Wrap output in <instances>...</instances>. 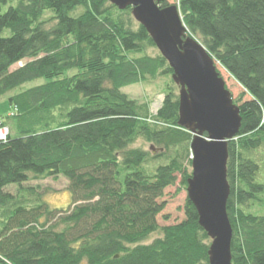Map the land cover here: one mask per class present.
I'll return each mask as SVG.
<instances>
[{
	"label": "trees",
	"instance_id": "obj_1",
	"mask_svg": "<svg viewBox=\"0 0 264 264\" xmlns=\"http://www.w3.org/2000/svg\"><path fill=\"white\" fill-rule=\"evenodd\" d=\"M16 1L2 13L8 0H0V99L45 83L10 96L12 115L0 120L18 134L0 143V264H209L211 241L189 199L183 222L158 224L165 191L177 174L184 186L191 177L193 136L178 125L173 80L155 114L122 92L173 74L160 54H147L156 46L132 9L107 0ZM178 9L189 34L243 89L227 165L232 262L264 264V183L254 157L264 146V0H179ZM138 139L151 150L131 148ZM159 158L168 163L145 169ZM58 177L72 195L67 210L25 187Z\"/></svg>",
	"mask_w": 264,
	"mask_h": 264
},
{
	"label": "water",
	"instance_id": "obj_2",
	"mask_svg": "<svg viewBox=\"0 0 264 264\" xmlns=\"http://www.w3.org/2000/svg\"><path fill=\"white\" fill-rule=\"evenodd\" d=\"M107 1L120 11L132 9L135 21L147 31L173 71L172 80L179 87L178 125L193 136L188 199L211 241L209 264H233L227 165L229 143L237 138L242 125L240 109L215 60L189 34L177 5L161 8L163 0Z\"/></svg>",
	"mask_w": 264,
	"mask_h": 264
},
{
	"label": "rangeland",
	"instance_id": "obj_3",
	"mask_svg": "<svg viewBox=\"0 0 264 264\" xmlns=\"http://www.w3.org/2000/svg\"><path fill=\"white\" fill-rule=\"evenodd\" d=\"M170 5H174L176 0H168ZM17 5L16 0H8L6 5H1V12L5 13L10 7H15ZM51 15L47 14L45 19L50 18ZM55 25V22L47 23L46 27L51 28ZM10 34L9 31L5 32V35L8 36ZM147 54L149 55H157L160 54L157 47L149 48L147 50ZM32 60H24L19 64L12 67L11 71H14L25 64L29 63ZM217 70L224 80L226 84V88L232 94V98L240 105L239 99L243 94L242 87L227 73V71L221 67L218 63L216 64ZM76 72H72L69 75L75 74ZM172 78L169 76H159L156 79L148 80L143 84L133 85L127 87L122 90L124 94H126L129 99L136 101L139 105L148 104L150 106L151 113L155 114L157 110L160 108L163 100L165 89L168 85H171ZM45 83L44 80L39 79L30 83L25 84L20 89L16 90L15 92H11L0 99V120L8 121V117L12 114L13 109L9 103V97L13 96L15 93H20L21 91H25L31 89L33 87H37L43 85ZM178 92V91H177ZM57 115V113H56ZM12 117V116H11ZM10 135L16 137L17 130L15 125L10 121L7 122ZM131 148H140L144 149L145 151L151 150V144L145 142L143 139H138ZM155 155L158 151H154ZM256 154V155H255ZM254 157L261 165V172L259 175V181L264 183V146L255 153ZM192 156V155H191ZM191 159V158H190ZM168 162L163 159L159 158L158 160L149 162L145 165V169L154 172L155 169L161 165H166ZM188 167V172L192 174V166ZM178 180L175 186L168 188L165 191V194L159 202H165L166 208L164 212L158 217V224L160 227H167L180 224L185 220V206L188 199L187 195V186L182 185V176L177 174ZM187 184V183H186ZM25 187L30 188H37L38 192L43 195L44 202L49 205L52 209L57 210H67L72 204V195L68 188V181L63 177H58L57 179H45L40 181H31L25 185ZM8 192L12 194H16L17 187L11 186L7 189ZM257 209L254 208L253 212ZM162 233L156 232L152 234L149 239L144 242L146 245L151 244L154 240L160 238Z\"/></svg>",
	"mask_w": 264,
	"mask_h": 264
},
{
	"label": "built area",
	"instance_id": "obj_4",
	"mask_svg": "<svg viewBox=\"0 0 264 264\" xmlns=\"http://www.w3.org/2000/svg\"><path fill=\"white\" fill-rule=\"evenodd\" d=\"M175 3L178 6L179 5V0H176ZM9 135H10L9 128L3 126L0 123V143L6 142L8 140Z\"/></svg>",
	"mask_w": 264,
	"mask_h": 264
}]
</instances>
